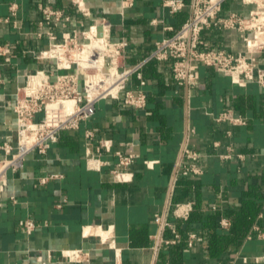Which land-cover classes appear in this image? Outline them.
I'll return each mask as SVG.
<instances>
[{
	"label": "crops",
	"instance_id": "1",
	"mask_svg": "<svg viewBox=\"0 0 264 264\" xmlns=\"http://www.w3.org/2000/svg\"><path fill=\"white\" fill-rule=\"evenodd\" d=\"M84 1L86 15L71 0H0V43L9 47L0 53V161L3 143L17 140L13 110L17 88L35 70L57 71L54 59L38 57L54 42L47 32H54L60 42L64 34L86 30L94 18L105 17L111 23V40L126 43L125 64L132 65L149 55L156 41L182 26L193 2L185 0L184 9L173 13L164 0H133L132 5L125 0ZM257 2L225 0L219 15L235 12L249 17L259 8ZM12 3L17 4L16 14L5 21ZM50 5L64 9L71 20L41 26L43 9ZM253 36L249 30L214 24L201 33L204 47L235 55L248 52L256 68H264V46H256L264 44V34H259L258 42H250L257 48L248 51L246 39ZM196 71V84L187 89L173 81L169 63L153 61L143 70L146 84L140 88L148 94L144 109L123 107L122 98H103L78 130L61 132L46 154L33 151L23 168L9 170L0 191V264H264V86L257 80L235 82L202 64ZM138 84L133 77L128 87ZM229 108L247 123L217 121ZM88 130L93 132L91 139L86 137ZM101 141L111 146L109 151ZM185 145L199 154L194 161L203 173L180 175L170 199ZM117 151L137 157L127 169L118 168L125 176L114 180ZM226 154L230 156L225 158ZM52 174L60 176L40 182ZM255 192L262 193L252 224L242 238L226 241L235 235L234 216ZM170 200L194 201V210L215 215L218 225L203 230L199 221L186 227L188 219L171 217L179 231L186 227L197 232V238L192 247L185 240L161 243L157 252L160 227L155 216ZM27 218L36 223L31 233L23 225ZM223 218L229 220L226 227L221 225ZM107 231L112 232L118 255L102 240ZM172 236L170 230L162 235ZM213 245L224 249L211 254ZM69 250L88 253L89 261H70L62 254ZM37 251L42 260L30 257Z\"/></svg>",
	"mask_w": 264,
	"mask_h": 264
},
{
	"label": "built area",
	"instance_id": "2",
	"mask_svg": "<svg viewBox=\"0 0 264 264\" xmlns=\"http://www.w3.org/2000/svg\"><path fill=\"white\" fill-rule=\"evenodd\" d=\"M71 1L83 14L88 13L84 0ZM224 1L193 0L191 14L182 26L172 35L156 41L152 52L132 65L125 64L126 43L111 40V23L105 17L94 18L92 25L86 30L64 34L60 42L55 41L57 35L54 32H47L48 37L54 42H51L46 50L41 51L38 57L54 59L57 71L63 72L50 73L43 69L35 70L26 75L24 83L17 88L13 104L16 114L17 140L15 143L4 142L1 147L4 156L0 161V191L5 188L9 170L17 171L23 168L27 156L33 151L46 154L51 144L59 139L61 132L78 130L83 121H87L95 114L99 100L107 97L122 98L123 107L144 109L148 104V94L140 87L146 84L143 70L151 61L169 63L173 81L187 89L196 84V69L201 64L230 75L235 82L257 80L264 86V68H256L255 58L247 55L248 52L235 55L224 49L203 46L202 30L212 24L220 29L236 28L241 31H252L254 36L246 39L248 51H253L250 49V42H256L259 34L264 33V0L257 2L259 8L249 17H243L235 12L220 16L219 12ZM124 3L132 5L133 0H125ZM163 5L176 13L184 9L186 2L185 0H164ZM16 10L17 4L12 3L10 16L4 20L10 21V17L15 16ZM70 20V15L64 9L50 5L43 9L40 25H65ZM93 39L101 44V48L85 59L87 66L81 65L76 58L88 43H92ZM85 40L89 42L85 43ZM259 46L263 47L264 44ZM7 51L9 47L0 43V53ZM101 55L103 64L98 67L96 63ZM133 77L139 81L137 88L128 87ZM68 100L73 101L72 105L66 103ZM217 121H226L233 125L247 123V119L237 115L232 108L217 117ZM86 137L91 139L93 132L86 131ZM100 146L108 151L111 147L105 141H101ZM182 154L184 159L175 170L170 199L176 191L180 175L189 177L203 173L202 167L194 161L199 157L197 152L185 145ZM116 155L117 168L112 170L114 180L123 179L125 175L121 174L118 168L127 169L137 157V154L133 152L117 151ZM229 156L230 154L224 155L225 158ZM239 156L243 157V155ZM93 167L100 168V165H93ZM59 176L45 175L39 180L41 183H46ZM193 205L194 201L173 202L170 200L165 211L156 214L155 221L160 227V236L156 237L157 244L154 246L157 252L161 243L170 245L183 240L182 234L177 225L171 221V217L179 220L188 219ZM23 225L29 233L36 228V223L31 218L25 219ZM221 225L228 226L229 220L223 218ZM166 230L172 232L171 238L162 237ZM106 236L102 240L115 249L118 255L112 232L107 231ZM196 238L197 232L189 231L184 240L189 247H192ZM62 254L70 261H89V254L82 250L63 251ZM30 257L42 260V253L37 251Z\"/></svg>",
	"mask_w": 264,
	"mask_h": 264
},
{
	"label": "trees",
	"instance_id": "3",
	"mask_svg": "<svg viewBox=\"0 0 264 264\" xmlns=\"http://www.w3.org/2000/svg\"><path fill=\"white\" fill-rule=\"evenodd\" d=\"M153 61L149 62L148 64H152ZM147 64V65H148ZM261 193L262 192H255L254 197L252 199L246 200L244 203L243 210L241 212H237V214L234 216V227L235 228V235L232 237H225L226 241H230L234 238L240 239L243 237L245 234L246 230L250 227L252 224V221L257 215V212L259 210V205L257 202V198H261ZM255 198V199H254ZM198 208H195L194 210V205L192 207L190 216L188 220L186 221V227H189V224L194 221H199L203 226L201 227L203 230L205 228L214 229L217 225L218 222L216 221V216L215 215H204V213H201V211L197 210ZM185 229H181L180 233L183 236V240L187 236L188 231ZM215 234V233H214ZM220 238L219 236L216 237V239ZM224 249V247L221 246H211L210 251L211 254H215L216 252Z\"/></svg>",
	"mask_w": 264,
	"mask_h": 264
},
{
	"label": "bare ground",
	"instance_id": "4",
	"mask_svg": "<svg viewBox=\"0 0 264 264\" xmlns=\"http://www.w3.org/2000/svg\"><path fill=\"white\" fill-rule=\"evenodd\" d=\"M249 1V0H248ZM264 34V33H263ZM263 36V35H262ZM258 38H261V37H259L258 36ZM263 39V38H262ZM261 40V39H260ZM263 41V40H262ZM252 43H253V41H251ZM255 42V41H254ZM258 42V41H257ZM256 43V42H255ZM259 43H260V41H259ZM263 43V42H262ZM261 44V43H260ZM260 44H256V46H258V45H260ZM254 46H255V44H254ZM254 46H253V44H251L250 45V47L251 48H254ZM255 46V47H256ZM101 48V44L97 41V40H95V39H93V41H92V43H88L85 47H84V50L83 51H81L80 52V54H78V56H77V58H76V60L77 61H79L80 62V64L81 65H85V66H87V63L85 62V59L91 54V53H93V52H95L96 50H98V49H100ZM250 48V49H251ZM257 48V47H256ZM255 49V48H254ZM253 49V50H254ZM252 50V49H251ZM103 55V54H102ZM102 55L100 56V58L98 59V61H97V66L98 67H100V66H102V64H103V58H102ZM68 105H72V103H73V101H67L66 102Z\"/></svg>",
	"mask_w": 264,
	"mask_h": 264
},
{
	"label": "rangeland",
	"instance_id": "5",
	"mask_svg": "<svg viewBox=\"0 0 264 264\" xmlns=\"http://www.w3.org/2000/svg\"><path fill=\"white\" fill-rule=\"evenodd\" d=\"M84 42L87 43V42H89V41H88V40H85Z\"/></svg>",
	"mask_w": 264,
	"mask_h": 264
}]
</instances>
